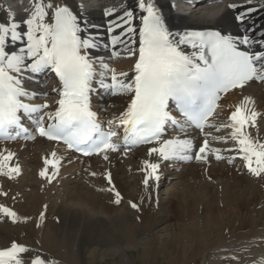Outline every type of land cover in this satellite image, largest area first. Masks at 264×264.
<instances>
[{"label":"snow or ice","instance_id":"obj_1","mask_svg":"<svg viewBox=\"0 0 264 264\" xmlns=\"http://www.w3.org/2000/svg\"><path fill=\"white\" fill-rule=\"evenodd\" d=\"M137 7L142 12L139 30L134 24L137 17L128 7L104 10L105 16L110 17L107 31L112 35L109 44H101L97 42L99 36L90 32L85 19L88 10L83 4L32 0L21 19L9 6L8 19L0 22V139H16L21 134L26 139H35L39 135L48 141L62 142L85 156L102 154L104 159L122 145L127 150L131 146L154 144L149 154H157L162 160L203 161L207 160L208 152L219 153L220 149L211 148L205 138L193 156L196 149L193 139L165 138L166 131L169 126L181 131L193 126L201 131L215 128L210 118L219 115L222 94L243 89L253 81L264 82V36L257 39L247 31L233 36L214 29L173 33L165 22L159 0H137ZM237 7L235 3L229 5L232 9ZM246 18L247 12L237 16L241 23ZM254 46L256 50H250ZM109 47L112 48L109 60L119 57L121 51L135 58L131 75L117 72L104 56L91 54L92 49ZM46 72L54 73L60 85L52 89L60 96L52 105L47 103V91L27 87L29 80L40 83L33 78ZM101 92L108 96H130V103L116 118L119 123L108 121L107 130L91 103L92 94ZM37 99L44 102H34ZM255 103L252 97H244L231 112L230 123L220 127L232 129L230 138L237 141L238 155L247 161L252 173L260 176L264 174V142L246 130L255 126L260 115L250 107ZM173 111L182 114V119ZM26 123L35 125L33 132L25 127ZM209 135L205 133V137ZM14 155L0 151V174L12 177L20 173L18 164H9ZM52 157H56L55 152ZM59 164L58 159L46 158V167L40 175L54 179ZM145 164L144 184L152 177L158 182L159 164L148 161ZM48 165L55 169L51 174ZM115 195V202L119 203L121 194L117 191ZM131 207L139 205L132 203ZM0 213L13 222L18 219L9 207L0 205ZM28 251L25 245L13 242L10 247L0 249V264H23L20 254ZM32 264L54 262L37 257Z\"/></svg>","mask_w":264,"mask_h":264},{"label":"bare ground","instance_id":"obj_2","mask_svg":"<svg viewBox=\"0 0 264 264\" xmlns=\"http://www.w3.org/2000/svg\"><path fill=\"white\" fill-rule=\"evenodd\" d=\"M69 2L74 6L83 4L88 10L85 19L90 25V32L99 35L98 43L106 44L107 39L112 35L107 31L110 17L104 14L106 8L126 6L129 10H133L137 17L134 24L139 30V17L142 12L137 7V0H69ZM31 3L32 0H0V5L4 6L3 9H0V22L8 19L6 9L9 6L11 11L17 14V19H21L26 16L25 9L30 8ZM233 3L237 4L238 7L229 8V5ZM173 5L175 6L173 7ZM159 7L173 33L216 27L229 34H235L241 28L245 26L248 28L253 25L254 31L250 34H258L257 39L264 36V0H224L216 5H209L204 0H159ZM248 9L254 10L248 11ZM239 12H247V18L243 23L236 21L235 15ZM93 25L94 28L91 27ZM260 32L261 34H259ZM17 46L12 45L11 47ZM91 51L94 55L105 56L106 59L112 53V49L104 48L92 49ZM115 58L112 57L110 61H107L110 67L116 69L117 72L126 71L131 75L134 61L128 57L127 52L123 51L119 57ZM246 96L255 100L256 103L250 107H253L260 114L257 125L247 132L253 138L264 142V89L261 84L250 83L243 89H236L229 93L221 103L218 113L219 111L225 113L228 106L232 107L241 103ZM128 98L129 95H121L109 102L108 107L111 110V116L119 113ZM103 117L108 118L109 115L103 114ZM182 136L186 135L183 134ZM187 137L194 140L193 135ZM0 151L5 154L8 151L17 153L16 157L18 158L14 161H16V165L20 166V173L13 174L12 177L0 174V205L11 208L18 215L17 221L13 222L10 217L3 213L0 214V249L10 247L13 242L27 247V244L20 239L27 236L32 230V225L35 224L36 234L41 237L47 235L49 251L57 255L58 260L63 263L68 262V264H81L84 258L83 248L90 243L109 244L117 240L130 243L137 231L149 230L151 226L165 220V217L160 213L161 210H159L161 204L156 200L158 187L155 178H150L148 184H144L147 175L145 162L157 163L146 148L130 153L123 164L122 159H119L117 155H110V152L107 154L108 159H104V155L92 159H82L68 153L61 145H54L44 140H37L35 143L26 145L23 143L0 144ZM53 152L56 153V157H52ZM225 157L226 159L229 158L228 155ZM46 158L60 160L59 172L54 181L56 184L63 179L66 180L64 182H67L68 179V184L63 182L64 189L71 188L68 196L69 201L66 204H59V202L55 204L52 180L47 181V178L44 179L40 175L41 170L46 167ZM207 161L214 164L211 157H208L205 162L207 163ZM206 163H203L202 167H197L195 163L184 165V170L178 173V165L172 164L170 167H165V163L162 162L158 163L157 174L160 175V180L162 176H168V182L179 177L178 185L187 187L191 192L189 193L190 196L194 190L191 180L201 177V175L204 176L206 173L204 170L207 168ZM243 163L247 170V161L244 160ZM216 165H212L210 171H213V178L221 174V176H227L225 182H222L226 189L224 195L222 194L220 197L218 196L219 192L215 194L213 192L214 184L211 185L206 182L207 184L203 185L193 198L190 196L189 199H185L183 195L186 192L172 193L168 204L170 206L167 207H170L168 211L172 213L169 214V218L185 222L184 224L180 222L182 225L179 226L180 231L178 233H184V235L196 233L200 222H205L207 227L215 226L220 231L219 237L213 244L201 245L198 242L196 245L195 243L190 249L191 251L187 252L184 251L185 248L182 250L177 248L178 242L183 236L171 234L168 245L174 248L177 257L188 253L199 255V253L207 251L209 258L213 259L215 264H264V219L253 217V212H257L258 206L264 202V174L262 182L254 186L256 180L253 184V178L250 180L243 175L247 172L245 169H239L242 175L238 176L236 173L235 175L232 172L230 174L234 168L228 164L223 165L222 168L215 167ZM48 169L49 173L55 171L49 167ZM131 170L137 174L135 180L138 188L135 194L131 193L128 188L131 184L128 173ZM93 173L101 177L94 178L92 177ZM75 178L78 180L73 181L72 179ZM71 180L74 186L69 185ZM100 186H104L102 188L107 190V193L100 194L96 190V188L100 189ZM25 187L31 190L30 194L23 198L21 189ZM248 189H253L249 191L252 194L246 196L245 192ZM117 191L121 194L119 203L115 202ZM124 201L129 205L117 210L118 208L115 207ZM132 203L138 204L139 208L131 207ZM41 237H39V241ZM145 244L147 253L157 249L149 239H146ZM41 253L38 252L37 255L20 254V256L23 264H32V261L37 257L50 261L47 257L41 256ZM52 262L54 264L61 263ZM120 264L125 263L122 260Z\"/></svg>","mask_w":264,"mask_h":264},{"label":"rangeland","instance_id":"obj_3","mask_svg":"<svg viewBox=\"0 0 264 264\" xmlns=\"http://www.w3.org/2000/svg\"><path fill=\"white\" fill-rule=\"evenodd\" d=\"M123 163L124 162H122V164ZM195 165H197V167H202V165H198V164H195ZM212 165H216V164H212ZM212 165H211V168H208V166H207V168H205L204 171L206 173L204 174V176L201 175V177L199 176V177H196L195 179L191 180L192 184L194 185V190L192 193L193 196L190 195L191 198H193L195 196L194 194L197 195V192L200 190V188H202L203 185L207 184L208 182H209L208 184H211V185L214 184L215 188L213 189V192L215 194H217L219 192L218 196L222 195L225 192V190H226L225 185L224 184L222 185V182H225V180L227 179L226 178L227 176H221L222 175L221 174V175H218L217 177L214 176L215 178H213V176H212L213 171L210 172L212 167H213ZM197 167L195 166V168H197ZM215 167H221L222 168L224 166L221 165V163H217V165ZM183 170H184L183 167L178 169V173L182 172ZM232 170L230 171V174L232 172L234 175H235V173L238 176L242 175L238 169L235 168ZM136 175L137 174L135 172H132V170H131V172L128 173V176L131 178L130 179L131 184L128 186V188H129V191L131 193H134V194L137 192V188H138L137 184H136V180H135ZM243 175L248 177L250 180L253 178L252 179L253 184L255 183L254 181L256 180V183L254 184V186H256L257 184L262 182V179H263V174L260 175L259 177L256 176L255 174L252 175L250 173H246ZM210 176H211V178H210ZM99 177H101V176H99ZM162 177H163V178H161L162 182L159 183V186L157 189L156 200L159 202V204H161V205H159V210H161L160 213L165 217V220H163V222H160V223H157V224L151 226V229H149V230L148 229L147 230H141L140 232L137 231V233L133 237L132 242H130V243L128 241L126 242V241H122V240H117V241H114V242L109 243V244H106V243H104V244L103 243L102 244L92 243L91 244L90 243V245H87L83 248L84 258H83V263H81V264H120V262L122 260L124 261L125 264H215L214 260L209 258L207 251L201 252V253H199V255H197V254L194 255V254L188 253V254H184V256L177 257L175 254L176 252L174 253V248L168 245V241H170L171 236H172L171 234H179V235L181 234V236H183V237L178 242L179 244H178L177 248H179L181 250L185 248L184 251L186 250L187 252H190L191 251L190 249L193 248L195 243H196V245L198 242H200L201 245H206V244H211V243L213 244L215 242V240L217 239V237H219L220 231L218 229H216L215 226L207 227L206 224H204L205 222H202V223L200 222V226L198 227V231L196 233L193 232L194 234L191 233V235L190 234L184 235V233L183 234L178 233L180 231L179 226H181L185 222L183 223L180 221L182 223L181 224L179 221H176L175 219L169 218V214H172V213H170V211H168V210H170V207H167V206H170V205H168L169 200H170V196L174 192H184V193L186 192V194L183 196H185L184 197L185 199H189L190 198L189 193H191V192L189 191V189L187 187H183L182 185L180 186V184L178 185V183L180 182L179 177L173 178L172 180H169V182H168V177H164V176H162ZM204 177H206V178H204ZM199 179L200 180L202 179V180L200 181ZM72 180L75 181V180H78V178H75ZM72 180L70 181L69 185L74 186ZM64 181H66V180H64V179L60 180V183H56V184H55L56 181H52L53 188H54L53 192H54L55 204H58V202H59V204H66L69 201L68 196L70 195L69 192L71 191V188L70 189H64L63 185L65 183L68 184V182H69L68 179H67V182H64ZM63 182H64V184H63ZM93 185H94V183H93ZM55 186H56V188H55ZM102 187H104V186H100V189L96 188V190H98L100 194L107 193V190L103 189ZM25 188L21 189V194H22L23 198H24V196L26 197L28 194H30V190H31L27 187H25ZM204 188H205V186H204ZM252 190L248 189L245 192V195L246 196L251 195L252 193H249V191H252ZM187 196H189V197H187ZM219 203L220 202H218V204ZM128 205L129 204H127V202L124 201V202L120 203V205H118V207H115V208H118L117 210H120L119 208L123 209V208L127 207ZM258 207H259V210H257L258 213L256 211H254L253 217H255V219H258V218L264 219V218H262V216H264V202L262 204H260ZM227 211H228V209H227ZM183 213H185V211H183ZM199 214H202V213L199 212ZM166 216L168 217V219ZM32 226L33 227H32V230H30V233L27 234V236L20 239L21 241H23V243L27 244V248L29 249L27 254L26 253H24V254L25 255H28V254L29 255H32V254L37 255L38 252H42L41 256H43L44 258L47 257L48 260H50V261L61 262V260H58L57 255H55L53 252L49 251V245H48L49 239H47L48 238V237H46L47 235H44L42 237L38 236L35 232L36 225L33 224ZM33 234H35V235H33ZM34 237L36 238L35 240H34ZM39 237L42 238V239L40 238V241H39ZM146 239L151 240V242H153V245L156 246L157 249L153 250V252L148 251V253H147V251L145 250L146 249V244H145ZM32 242H33V244H32ZM60 264H68V262L67 263L61 262ZM69 264H76V263H69ZM78 264H80V263H78Z\"/></svg>","mask_w":264,"mask_h":264}]
</instances>
